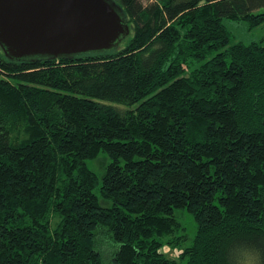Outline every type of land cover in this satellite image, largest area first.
Instances as JSON below:
<instances>
[{"label": "trees", "instance_id": "obj_1", "mask_svg": "<svg viewBox=\"0 0 264 264\" xmlns=\"http://www.w3.org/2000/svg\"><path fill=\"white\" fill-rule=\"evenodd\" d=\"M115 1L111 52L0 48V264H264V0Z\"/></svg>", "mask_w": 264, "mask_h": 264}, {"label": "water", "instance_id": "obj_2", "mask_svg": "<svg viewBox=\"0 0 264 264\" xmlns=\"http://www.w3.org/2000/svg\"><path fill=\"white\" fill-rule=\"evenodd\" d=\"M130 33L115 0H0V48L10 60L111 52Z\"/></svg>", "mask_w": 264, "mask_h": 264}, {"label": "rangeland", "instance_id": "obj_3", "mask_svg": "<svg viewBox=\"0 0 264 264\" xmlns=\"http://www.w3.org/2000/svg\"><path fill=\"white\" fill-rule=\"evenodd\" d=\"M226 26L228 28V31L232 35V44L238 42H242L245 44L264 43V27H259L257 29L251 30L249 29L247 23L237 21H226ZM109 162L110 159L108 158V156L105 153H101L96 160L88 162V167L92 171H94L100 178H102ZM176 216L184 228V233L187 237V241L184 242L183 246L180 248H171L170 246L165 245L163 248V252L169 258L180 260V256L183 253L184 248L193 243L197 228L193 217L187 212L178 210L176 211ZM58 223V218L54 217L53 225L56 226ZM181 264L187 263L181 261Z\"/></svg>", "mask_w": 264, "mask_h": 264}]
</instances>
